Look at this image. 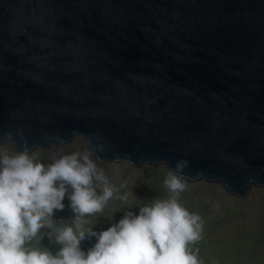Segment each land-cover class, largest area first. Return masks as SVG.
I'll return each mask as SVG.
<instances>
[{
    "label": "water",
    "instance_id": "water-1",
    "mask_svg": "<svg viewBox=\"0 0 264 264\" xmlns=\"http://www.w3.org/2000/svg\"><path fill=\"white\" fill-rule=\"evenodd\" d=\"M0 148L85 144L233 203L264 190V0H0Z\"/></svg>",
    "mask_w": 264,
    "mask_h": 264
},
{
    "label": "clouds",
    "instance_id": "clouds-1",
    "mask_svg": "<svg viewBox=\"0 0 264 264\" xmlns=\"http://www.w3.org/2000/svg\"><path fill=\"white\" fill-rule=\"evenodd\" d=\"M0 141L15 144L10 136ZM186 166L179 160L170 168L167 199L126 211L96 231L83 227L85 217L101 212L118 189L90 150L63 153L45 164L26 143L13 153L0 148V264H201L189 245L201 239L203 220L179 202ZM66 196L74 219L49 233L59 247L53 252L34 246L41 229L54 228L52 217L64 209ZM86 238L94 243L84 249Z\"/></svg>",
    "mask_w": 264,
    "mask_h": 264
},
{
    "label": "rangeland",
    "instance_id": "rangeland-1",
    "mask_svg": "<svg viewBox=\"0 0 264 264\" xmlns=\"http://www.w3.org/2000/svg\"><path fill=\"white\" fill-rule=\"evenodd\" d=\"M84 151H87L84 143L72 141L70 149H47V155L36 157L47 164L63 153ZM101 169L118 191L101 212L85 217V228L94 226L96 231H100L118 221L126 211L135 213L139 207L171 195L164 185L169 171L155 173L144 169V175H136V169L128 165ZM121 196H126V199H120ZM179 202L203 220L201 239L189 245L201 264H264V190L252 189L244 203H233V197L218 188L186 185L179 194ZM64 204L63 210L54 212V228L40 230L42 240L49 237L56 225L63 226L74 219L67 196ZM85 240L94 242V238Z\"/></svg>",
    "mask_w": 264,
    "mask_h": 264
},
{
    "label": "trees",
    "instance_id": "trees-1",
    "mask_svg": "<svg viewBox=\"0 0 264 264\" xmlns=\"http://www.w3.org/2000/svg\"><path fill=\"white\" fill-rule=\"evenodd\" d=\"M92 243H94V242L84 240L81 243V247L84 248V249H87L88 247L91 246ZM34 246H37V247H43L44 246V247H47L49 250H51L53 252H55L56 249L59 247V245H57L55 243L54 239H49V237L46 238V239H43V240L41 239L38 244L34 243Z\"/></svg>",
    "mask_w": 264,
    "mask_h": 264
}]
</instances>
